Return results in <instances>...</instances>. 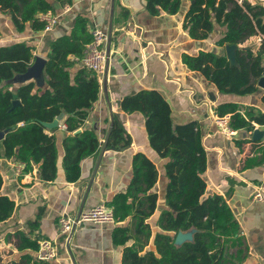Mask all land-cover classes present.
<instances>
[{
    "label": "trees",
    "instance_id": "1",
    "mask_svg": "<svg viewBox=\"0 0 264 264\" xmlns=\"http://www.w3.org/2000/svg\"><path fill=\"white\" fill-rule=\"evenodd\" d=\"M188 1L185 26L191 37L206 38L214 30L216 21L224 28L217 43L236 45L237 49L235 63H231L227 54L201 51L198 55L183 56L187 66L200 71L220 92L246 95L259 90V80L264 76V4L248 0ZM181 7L182 0H146V9L152 15L175 14ZM53 9L48 0H0V10L11 15L18 31H24L27 24L35 31L43 30L44 22L37 15ZM88 23L86 17L77 15L69 34L52 39L44 65V89H36L35 81L12 89L16 75L27 73L35 61L33 45L18 41L0 46V129H9L0 141V158H14L23 163L25 173L38 165L44 181L57 178L58 146L56 129H47L42 121L51 122L61 113L67 115L69 134L63 139V167L68 182L80 179L82 161L96 155L102 144L95 128H84L99 97L100 81L93 71L83 66L74 75L72 72L77 64L74 58L84 55L92 39ZM253 35L262 37L257 51L239 46ZM15 95L20 104L13 107ZM262 101L264 104V95ZM121 109L144 115L150 145L162 158L168 159L165 164L167 208L157 219L160 230L155 234L148 219L157 209L158 193L154 187L158 169L143 152L133 157V176L127 189L114 194L106 203L114 211L112 240L123 247L122 264H240L246 257L240 222L223 195L203 197L207 187L203 175L208 161L199 123H175L170 103L155 89L125 95ZM215 112L219 116L230 114L231 126L236 130L254 132L256 124L264 125V110L256 106L243 110L239 102H224L215 107ZM111 119L113 127L106 148L119 150L129 146L131 136L123 122L116 113H112ZM263 162L264 148H259L245 166ZM3 183L0 171V191ZM14 210V200L0 193V223ZM129 218L130 222L125 223ZM191 229L196 230L193 240L176 244L178 232ZM17 237L19 250L38 249V238L31 239L20 232ZM152 237L153 246L149 248ZM130 240L134 242L128 244ZM234 248L236 252L231 251ZM1 260L0 257V263ZM11 264L49 262L26 253Z\"/></svg>",
    "mask_w": 264,
    "mask_h": 264
},
{
    "label": "crops",
    "instance_id": "2",
    "mask_svg": "<svg viewBox=\"0 0 264 264\" xmlns=\"http://www.w3.org/2000/svg\"><path fill=\"white\" fill-rule=\"evenodd\" d=\"M48 1L56 12H60L65 4L59 0ZM248 1L264 4V0ZM72 3V9L63 14L55 29L48 33L35 31L29 24L24 31H18L11 15L0 10V46L5 41L6 44L26 41L33 45L35 57L41 56L47 61L52 39L69 34L77 15L88 19L91 34L95 27L109 34L112 22V39L106 44V48L109 46L106 72L100 81L99 97L84 122V128H95L103 143L111 113H116L131 136V144L119 150L105 148L98 163L101 144L96 155L82 161L81 177L76 182H68L65 177L63 139L69 131L60 126L55 130L58 173L54 181L42 180L38 165L30 172L18 174L20 163L14 158L1 157L0 171L4 183L0 193L14 200L15 210L0 223V264H11L26 253L37 257V249L17 248L18 232L39 241L45 238L56 241L58 257L47 261L49 264H122L123 247L112 240L114 224L86 222L77 225L70 243L66 244L59 235L58 219L63 213L76 216L125 191L133 176V157L138 152L146 154L158 169V181L154 187L158 204L148 222L153 234L160 230L157 219L167 208L165 164L168 159L162 158L150 145L144 115L121 109L125 95L143 89H155L164 95L171 105L175 123H199L208 161L203 175L207 182L203 197L223 195L240 222L244 240L242 248L246 254L240 264H264V200L253 198L256 186L264 178V162L245 166L247 159H251L259 148H264V135L255 140L253 132L240 129L236 135L227 137L215 122V107L224 102H239L243 110L249 106L264 110V88L259 86V90L246 95L220 92L216 84L200 71L191 70L183 60L185 54L198 55L201 51L227 54L228 44L221 46L217 43L224 28L214 21V30L206 38L191 37L185 26L188 0H182L177 13L161 12L159 15L148 12L146 0H72ZM260 43V36L253 35L239 46L253 47L257 51ZM79 68V64L73 67V75ZM27 81H35L36 89L46 88L44 66L40 75H30L29 72L16 75L12 89L17 90ZM66 118L64 113L59 124L65 123ZM255 129L264 132V125L258 124ZM129 222L130 218L125 221ZM152 241L153 237L147 247L153 246ZM133 242L130 240L128 244Z\"/></svg>",
    "mask_w": 264,
    "mask_h": 264
},
{
    "label": "built area",
    "instance_id": "3",
    "mask_svg": "<svg viewBox=\"0 0 264 264\" xmlns=\"http://www.w3.org/2000/svg\"><path fill=\"white\" fill-rule=\"evenodd\" d=\"M72 2L65 3L60 12L54 10H48L38 13L37 17L40 21L44 22L43 32L48 33L55 29L60 21V17L69 12L72 9ZM109 34L99 27H95L92 30V39L87 43L85 52L82 57H75L74 60L80 66L86 67L93 71L99 81L102 80L103 75L106 72L107 62L109 59V53L106 48ZM262 37H260V41ZM216 125L220 128L221 132L227 137H232L237 134L238 130L231 126L230 114L223 116L217 115L215 118ZM59 126L62 129H67L66 123H60ZM256 127L258 125L256 124ZM24 164L20 163V167L17 169V173L21 174ZM253 198L257 201L264 200V178L256 186ZM91 222L96 224H115L116 219L114 211L105 202L99 203L90 210L82 211L76 216L68 213H63L58 219L59 235L62 237L66 244H69L74 229L77 225L82 223ZM37 258L42 261H51L58 257V248L56 241L52 239H41L39 241V247L36 250Z\"/></svg>",
    "mask_w": 264,
    "mask_h": 264
},
{
    "label": "water",
    "instance_id": "4",
    "mask_svg": "<svg viewBox=\"0 0 264 264\" xmlns=\"http://www.w3.org/2000/svg\"><path fill=\"white\" fill-rule=\"evenodd\" d=\"M112 39V22L109 28V39H108V43L111 42ZM236 45H228L227 46V56L229 58V60L231 61V63H235L236 62ZM108 53H109V46L107 48ZM46 63V59L44 57L41 56H37L35 58L34 63L32 64V66L29 68L28 72L30 75H40L43 66ZM258 85L262 88H264V76L260 78ZM15 99L13 100V107L17 106L20 104V100L17 99V95H15ZM64 113L59 114L58 116L55 117V119L51 122L48 121H42V125H44L47 129H57L59 126V121L60 119L63 117ZM112 116V113H111ZM112 127H113V119H111L110 122V126H109V130L108 133L106 135V138L104 139L103 143H102V148H101V153H100V158L98 163L100 162L101 158H102V154L104 153V150L107 146L111 131H112ZM9 131V129H0V141L5 137L6 133ZM80 131V129L78 130ZM264 135V132L260 129H255L253 132V138L255 140H259L262 138V136ZM98 166H96V170H97ZM196 230L195 229H191L188 231H179L177 236H176V244L180 245L182 243H184L185 241H191L193 240V234Z\"/></svg>",
    "mask_w": 264,
    "mask_h": 264
},
{
    "label": "rangeland",
    "instance_id": "5",
    "mask_svg": "<svg viewBox=\"0 0 264 264\" xmlns=\"http://www.w3.org/2000/svg\"><path fill=\"white\" fill-rule=\"evenodd\" d=\"M1 27H3V24H2V26ZM5 36H6V34H4ZM4 38V37H3ZM8 43V42H7ZM3 45H5L6 44V41L5 42H3L2 43ZM152 240V239H151Z\"/></svg>",
    "mask_w": 264,
    "mask_h": 264
}]
</instances>
